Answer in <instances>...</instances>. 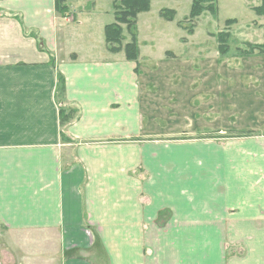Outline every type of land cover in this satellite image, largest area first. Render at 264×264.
I'll list each match as a JSON object with an SVG mask.
<instances>
[{
	"label": "crops",
	"instance_id": "0c3cea01",
	"mask_svg": "<svg viewBox=\"0 0 264 264\" xmlns=\"http://www.w3.org/2000/svg\"><path fill=\"white\" fill-rule=\"evenodd\" d=\"M68 10L0 0L1 257L264 264V123L229 122V108L210 101L198 110L205 123L191 122L206 93L173 84L194 77L163 76L154 91L139 43L128 61L108 50L109 24L95 37L96 22ZM73 21L91 31L86 51L66 44ZM61 108L76 119L62 126Z\"/></svg>",
	"mask_w": 264,
	"mask_h": 264
},
{
	"label": "rangeland",
	"instance_id": "374dc122",
	"mask_svg": "<svg viewBox=\"0 0 264 264\" xmlns=\"http://www.w3.org/2000/svg\"><path fill=\"white\" fill-rule=\"evenodd\" d=\"M66 4L68 9L76 13V21L90 18L96 22L98 26L94 25L92 33L95 37H99L97 28L101 23H113L112 0H66ZM190 6L191 0H150L149 10L138 15L137 44L143 53V68L140 66L139 74L143 72V79L148 83L146 85L152 86L154 91L163 76L194 77L181 79L174 84L172 82L173 90L175 86L183 92L190 88L189 96L198 92L206 93V96L202 94L193 98L192 108L197 110L185 115L191 122L205 123L201 121L203 116L198 110L206 109L207 106L203 105H208L210 101L212 105L220 102L229 108V122L262 125L264 14H261V8L264 7V0H216L215 15L203 12L192 22L188 19ZM163 10L175 12L171 21L161 16ZM76 21L69 22L62 34L66 36L69 48L78 52L86 51L92 45L88 39L91 31L87 27H79ZM122 31L124 47L130 43L131 37L124 26ZM220 34L227 35L228 47L224 46L227 48L224 54L218 49ZM207 94H210L209 99L205 98ZM157 95L159 100L165 102L172 99L171 93ZM203 97L205 102L200 99ZM183 104L185 107L191 105L188 102ZM217 120L213 118L211 121ZM2 249L0 245V254ZM0 264H15V261L10 256L5 259L0 255Z\"/></svg>",
	"mask_w": 264,
	"mask_h": 264
},
{
	"label": "trees",
	"instance_id": "16d2710c",
	"mask_svg": "<svg viewBox=\"0 0 264 264\" xmlns=\"http://www.w3.org/2000/svg\"><path fill=\"white\" fill-rule=\"evenodd\" d=\"M114 10V22L105 26L104 39L110 52L118 53L123 50L125 58L128 61H136L138 59L139 50L137 44V17L143 12H147L150 8V0H112ZM261 14H264V7L261 8ZM55 11L64 16L68 13L66 0H55ZM203 12H209L211 15L216 14V0H191L190 12L188 19L190 22L197 20ZM164 19L172 20L175 12L172 10L161 11ZM230 22V21H229ZM230 24V23H228ZM126 28L127 33L131 37L130 43L122 47L123 34L122 27ZM227 35H219V51L224 54L227 52ZM228 47V46H227ZM60 92H63L64 84L60 81ZM77 113L74 110L60 109L61 125L70 124L76 119ZM244 134V133H240Z\"/></svg>",
	"mask_w": 264,
	"mask_h": 264
}]
</instances>
